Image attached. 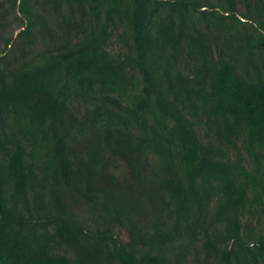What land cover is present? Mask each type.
I'll return each mask as SVG.
<instances>
[{"label": "trees", "instance_id": "16d2710c", "mask_svg": "<svg viewBox=\"0 0 264 264\" xmlns=\"http://www.w3.org/2000/svg\"><path fill=\"white\" fill-rule=\"evenodd\" d=\"M11 14L0 264H264V0Z\"/></svg>", "mask_w": 264, "mask_h": 264}, {"label": "rangeland", "instance_id": "374dc122", "mask_svg": "<svg viewBox=\"0 0 264 264\" xmlns=\"http://www.w3.org/2000/svg\"><path fill=\"white\" fill-rule=\"evenodd\" d=\"M237 15H243L244 11L241 7L237 9ZM6 24V25H5ZM8 25V26H7ZM19 32V26L17 22L14 20V15H10L7 18L0 19V51L3 49V39L7 37H14L16 33ZM123 47V39L119 40H113L112 45L110 47V50L112 52H119L122 50ZM35 51L38 49L37 47H34ZM21 55H19V58ZM122 238L125 240L126 237L123 235Z\"/></svg>", "mask_w": 264, "mask_h": 264}]
</instances>
